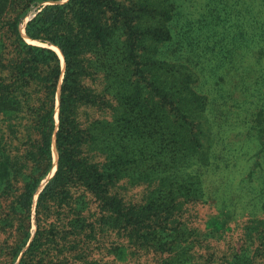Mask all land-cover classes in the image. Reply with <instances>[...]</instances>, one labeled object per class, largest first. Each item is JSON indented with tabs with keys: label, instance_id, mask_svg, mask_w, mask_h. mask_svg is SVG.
I'll list each match as a JSON object with an SVG mask.
<instances>
[{
	"label": "trees",
	"instance_id": "obj_1",
	"mask_svg": "<svg viewBox=\"0 0 264 264\" xmlns=\"http://www.w3.org/2000/svg\"><path fill=\"white\" fill-rule=\"evenodd\" d=\"M203 1L208 34L178 0H0V264H264L263 203L233 171L249 151L197 92L235 40L229 0Z\"/></svg>",
	"mask_w": 264,
	"mask_h": 264
},
{
	"label": "rangeland",
	"instance_id": "obj_2",
	"mask_svg": "<svg viewBox=\"0 0 264 264\" xmlns=\"http://www.w3.org/2000/svg\"><path fill=\"white\" fill-rule=\"evenodd\" d=\"M178 2V8L189 14L188 19L192 27H201L202 32L210 33L206 30L207 28H204L206 24L200 20L199 16L206 11L203 7V0H178ZM229 4L230 8L227 10L231 21L229 32L234 34L233 38H235L231 46V59L228 65H222L216 70L217 76L222 75L223 77L222 82L217 84L218 88L208 82L207 85L203 83L197 87V92L210 100L211 105L204 113L208 119H215L218 114V118L222 121L216 130L215 137L220 138L223 148L226 149L233 145L243 151H249L245 159L236 158L233 160L235 163L234 176L241 179L238 192H243L244 196L249 198L252 197L253 202L258 201L259 198V204L263 203L261 212L264 214V131L259 127H254V130L250 131L248 136L246 135L248 139H245L244 135L247 132L243 126L245 121L255 119L253 117L254 109H264V82H259L260 77H264V54L262 57H258L256 54L260 49L264 53V38L256 36V32L259 35H264L262 31L264 30V0H229ZM222 13L221 15H223ZM30 15L31 12L22 19V23L19 25L21 36H23V26ZM205 17L209 20L208 14H205ZM227 25L225 24V26ZM220 30L218 28V31ZM195 32L196 34L201 33L199 30ZM204 36L202 34L203 38ZM24 39L29 44L38 45L36 42ZM214 96H221L223 99L218 101ZM248 106L251 107V112L246 109ZM262 119L264 121V115ZM260 125L264 126V123ZM53 152L54 150L51 148L52 159L55 160ZM254 153L256 154L252 155ZM232 155L234 154L232 153ZM52 171L53 165L42 183L49 179ZM256 207L254 210L259 216L260 211H258V206ZM193 209L196 210L195 222L199 226L215 212L213 207L204 205H198ZM33 230L32 223L31 232ZM142 260H147L145 261L147 264L148 262L152 263L150 258H142Z\"/></svg>",
	"mask_w": 264,
	"mask_h": 264
},
{
	"label": "water",
	"instance_id": "obj_3",
	"mask_svg": "<svg viewBox=\"0 0 264 264\" xmlns=\"http://www.w3.org/2000/svg\"><path fill=\"white\" fill-rule=\"evenodd\" d=\"M29 19V18H28ZM27 19V20H28ZM26 20V21H27ZM28 40V39H27ZM53 50V49H52ZM57 50V49H56ZM54 51V50H53ZM57 52H58V54H59V59H60V65H61V67L63 66V62H62V58H61V55H60V53H59V51L57 50ZM58 91H59V88H58V86H57V92H56V105H57V102H58ZM52 148H53V150H54V153H55V149H54V142H53V139H52ZM55 160H56V153H55ZM55 160H53V164H54V170H53V172H52V174H51V176L49 177V179L52 177V175H53V173H54V171H55V166H56V163H55ZM52 164V165H53Z\"/></svg>",
	"mask_w": 264,
	"mask_h": 264
},
{
	"label": "bare ground",
	"instance_id": "obj_4",
	"mask_svg": "<svg viewBox=\"0 0 264 264\" xmlns=\"http://www.w3.org/2000/svg\"><path fill=\"white\" fill-rule=\"evenodd\" d=\"M53 49V48H52ZM53 50H55V52H57V50L54 48ZM57 54H58V52H57ZM59 55V54H58ZM53 157L55 158V154H54V152H53ZM57 157V156H56ZM56 163V162H55ZM53 166H54V164H53ZM53 170H54V167H53ZM53 172V171H52ZM52 174V173H51Z\"/></svg>",
	"mask_w": 264,
	"mask_h": 264
}]
</instances>
